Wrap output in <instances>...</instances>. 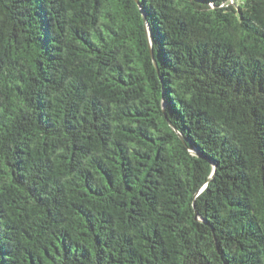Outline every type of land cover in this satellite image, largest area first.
<instances>
[{"label": "trees", "instance_id": "obj_1", "mask_svg": "<svg viewBox=\"0 0 264 264\" xmlns=\"http://www.w3.org/2000/svg\"><path fill=\"white\" fill-rule=\"evenodd\" d=\"M0 264H264V0H0Z\"/></svg>", "mask_w": 264, "mask_h": 264}, {"label": "water", "instance_id": "obj_2", "mask_svg": "<svg viewBox=\"0 0 264 264\" xmlns=\"http://www.w3.org/2000/svg\"><path fill=\"white\" fill-rule=\"evenodd\" d=\"M138 1V0H137Z\"/></svg>", "mask_w": 264, "mask_h": 264}]
</instances>
